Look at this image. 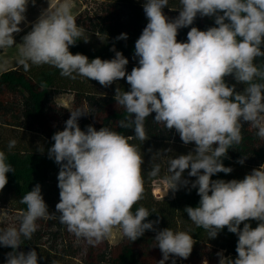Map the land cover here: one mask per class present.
I'll list each match as a JSON object with an SVG mask.
<instances>
[{
    "label": "clouds",
    "instance_id": "clouds-1",
    "mask_svg": "<svg viewBox=\"0 0 264 264\" xmlns=\"http://www.w3.org/2000/svg\"><path fill=\"white\" fill-rule=\"evenodd\" d=\"M31 2L35 5V0ZM180 4L178 16L169 19L163 12L169 0H145L148 22L135 41L138 66L129 73L128 59L114 46L112 59L89 60L70 52L77 41L88 42L81 39L85 30L76 23L72 0L43 9L20 44L14 34L22 31L29 0H0V49L18 46V63L26 71L47 64L59 69L61 76L85 77L102 87L126 79L130 90L117 87L114 100L127 114L118 126L134 132L125 136L92 125L85 131L78 120L88 111H70L64 129L53 134L54 143L47 150L48 157L60 166L56 212H49L39 184L22 196L26 210L19 227L0 228V245L13 250L6 264H38L35 249H17L23 240L32 238L38 219H54L56 213L69 232L90 244L108 237L115 227L131 242L146 230L156 231L159 220H148L152 214L148 209L141 206L132 211L142 199L144 161L137 146L129 143L134 138L148 139L144 125L153 113L155 123L174 129L185 145H195L187 154L169 159L170 175L166 177L173 192L189 184L183 176L186 170L189 177H195L191 188L197 189L200 200L198 206L184 208L189 220L207 231L209 239L225 227L238 237L236 258L220 251L218 264H264V164L243 179H212L233 171L223 159L242 142L244 122L264 140V82H259L264 81V68L254 63L264 57V0H180ZM198 15L214 18L216 26L191 27L186 42L178 41V30L193 25ZM127 38L121 33L116 40ZM228 76L245 85L243 91L229 86ZM15 146L14 139L8 142L9 150ZM159 170L155 165L151 175ZM9 172L15 169L0 150V190ZM5 212L0 209V215ZM249 221H256L257 226L253 228ZM154 240L163 257L158 264H165L170 256L189 258L196 243L189 232L169 227L156 231Z\"/></svg>",
    "mask_w": 264,
    "mask_h": 264
},
{
    "label": "trees",
    "instance_id": "trees-1",
    "mask_svg": "<svg viewBox=\"0 0 264 264\" xmlns=\"http://www.w3.org/2000/svg\"><path fill=\"white\" fill-rule=\"evenodd\" d=\"M173 1L169 7L177 12L181 8L180 0ZM100 10L80 14L76 23L82 27L84 36L77 41L75 46H70L72 54L86 55L89 60L99 57L101 59H112L116 51H120L128 59L127 72L138 66V58L134 55L135 41L139 38L142 30L146 27L147 18L143 7L136 0H101ZM178 14L173 16V19ZM216 26L214 18L197 16L193 25L178 30L177 40L186 42L187 32L191 27L206 30ZM121 33L127 34L126 40H116ZM254 63L264 68V57H257ZM226 82L236 86L237 91H243L245 85L238 84L232 76L226 77ZM264 82V81H259ZM130 90L126 79H120L109 87H102L97 81L85 77L76 76L75 79L60 75V70L47 64L31 66L25 70L21 65L0 74V114L7 108L8 100L19 99L18 119L5 124L0 123V150L7 156L15 172L7 173L8 182L3 190H0V206L11 207L20 215L26 210V205L20 199L37 184L41 186V194L46 204L60 199L58 188V172L60 166L54 159L48 157L47 150L54 141L51 139L57 131L64 128L57 122L61 119L62 107L56 105L55 98L59 94H74V109H85L89 114L79 118L78 123L82 130L86 131L88 125L97 130L105 126L125 136L134 135L131 128H121L118 121L125 119L126 113L123 108L116 106L114 100L115 89ZM10 96V97H7ZM155 113L145 121V130L148 139L140 141L132 139L129 143L137 146L143 158L142 199L133 206L132 211L143 206L152 213L147 219L159 220L154 225L156 231L171 228L173 231H186L193 236L196 243L187 259L171 257L165 262L169 264L178 258L182 264H218L217 252L223 251L225 256H237L235 251L238 237L230 233L225 227L216 238L209 239L207 231L202 227L194 225L184 212L186 206L196 207L200 197L197 189L191 188V182L195 177H189L186 170L184 178L189 181L187 186H181L173 192L170 199H156L153 195V184L157 180H166L170 175L168 172V161L170 158L180 154H187L195 147L194 144L185 145L179 134L173 130H167L162 124L154 122ZM4 128L17 130L19 137L13 138L6 133ZM243 140L234 145L223 159L226 167H231L230 174L218 173L212 177L215 179H243L252 169L264 164V140L256 135L247 122L242 127ZM32 133L34 135H32ZM16 141V146L8 149L10 140ZM246 157L243 164L238 161ZM160 166L157 175H151L155 165ZM38 228L30 240H23L17 251L28 252L35 249L38 253V264H66L65 259H74L68 246L58 248L55 240H59L61 231L66 225L59 221V214L54 219H38ZM7 224L0 223V228H7ZM243 227V223L240 226ZM119 228V227H115ZM54 230V231H53ZM156 231L146 230L144 235L136 241L131 242L124 237L118 245H106L99 247L98 244L88 245L85 257L79 264H158L163 258L158 247L155 246ZM52 237L54 246H47L46 238ZM45 238V241L43 239ZM13 251L10 247L0 245V264H6L7 254Z\"/></svg>",
    "mask_w": 264,
    "mask_h": 264
},
{
    "label": "rangeland",
    "instance_id": "rangeland-1",
    "mask_svg": "<svg viewBox=\"0 0 264 264\" xmlns=\"http://www.w3.org/2000/svg\"><path fill=\"white\" fill-rule=\"evenodd\" d=\"M101 0H72L73 8L72 13L77 18L80 14L86 15V13H92L97 9L100 10L99 5H101ZM140 3V5L143 7V4L145 0H136ZM63 2V0H35V5L32 4L31 0H29V5L27 8V11L25 13L26 20L21 23L20 27L22 29L21 32L14 34V38L16 41V44L22 43V37L31 30L32 23H34L41 11L43 9L48 8V6L55 7L58 3ZM173 1L169 0L168 7H165L163 9L164 14L169 18L173 19V16L176 14H179L175 9L169 7L172 5ZM18 46H13L11 48L6 49H0V74H2L5 71L15 69L19 66L18 63ZM10 97V96H7ZM56 105L58 107H62L64 111H59L61 119L57 122L58 125H61L62 128L65 127V122L67 119H69L71 113L70 111H74V94L72 93H64L59 94L55 98ZM20 100L14 99L8 100L7 108L3 110V112L0 114V123L5 124L7 127V123L14 122L18 119L19 114V104ZM1 128V126H0ZM3 134L6 133V135H9L10 137L16 138L19 137L17 135H20L17 130H10L8 128H4ZM1 132V131H0ZM35 134V133H34ZM32 133V135H34ZM168 192V193H167ZM167 193V195H166ZM153 195L156 199H170L173 197L174 193L173 191L169 190V185L166 182V180H157L153 184ZM46 202V201H45ZM59 202V199L55 200L53 203H49L48 210L50 213L56 212V204ZM0 209L6 210L5 214L0 215V223L7 224L8 227H19V219L21 215L17 212L12 210L11 207H2L0 206ZM59 213H56L58 215ZM48 220V219H47ZM253 228L257 226L256 221H249ZM54 231V230H53ZM61 236L59 240H55V243L58 248H61L62 246H68V249L71 253L74 254V259H65L66 264H79L81 260L85 257L86 252L88 250L89 242L87 239L83 237H76L74 233H71L68 231L67 226L64 227V230L61 231ZM124 234L120 228H113L111 234L102 239L98 244V246L105 247L106 245H118L122 242L124 239ZM45 241V238L43 239ZM47 246L53 247L54 246V240H52V237L46 238ZM233 259L236 258V256H230ZM169 264H172L169 263ZM175 264H182V262L175 258Z\"/></svg>",
    "mask_w": 264,
    "mask_h": 264
}]
</instances>
